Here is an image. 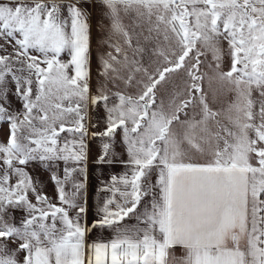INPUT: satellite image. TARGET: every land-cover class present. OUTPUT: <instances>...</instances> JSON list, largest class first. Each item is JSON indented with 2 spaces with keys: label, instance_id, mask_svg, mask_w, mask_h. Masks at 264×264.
<instances>
[{
  "label": "snow or ice",
  "instance_id": "obj_1",
  "mask_svg": "<svg viewBox=\"0 0 264 264\" xmlns=\"http://www.w3.org/2000/svg\"><path fill=\"white\" fill-rule=\"evenodd\" d=\"M4 124L0 264H264V0H0ZM117 134L129 171L90 227L73 174ZM97 226L112 238L89 243Z\"/></svg>",
  "mask_w": 264,
  "mask_h": 264
},
{
  "label": "crops",
  "instance_id": "obj_2",
  "mask_svg": "<svg viewBox=\"0 0 264 264\" xmlns=\"http://www.w3.org/2000/svg\"><path fill=\"white\" fill-rule=\"evenodd\" d=\"M67 58L66 56L64 57ZM87 143V158L79 165V167L84 168V173L81 174L76 172L73 174V180L82 182L84 188L80 191L78 196V203L85 206L87 209V222L91 227L94 219H98L96 216L99 208L104 204V201L111 196V193L107 191V187L111 184L112 175H121L129 171L128 168L122 163V161L127 160V156H119L118 154L110 153L103 162H98L100 157V152H98L97 145H93L92 141L89 139ZM62 167L59 174L62 176ZM153 182L156 179V173L153 172L151 175ZM71 190V184L67 186ZM141 211L143 210V205H141ZM126 226L136 225V220L134 216L125 218L122 222ZM113 230L107 227H94L87 235V240L89 243L96 241H107L113 236ZM179 252V249H177Z\"/></svg>",
  "mask_w": 264,
  "mask_h": 264
},
{
  "label": "rangeland",
  "instance_id": "obj_3",
  "mask_svg": "<svg viewBox=\"0 0 264 264\" xmlns=\"http://www.w3.org/2000/svg\"><path fill=\"white\" fill-rule=\"evenodd\" d=\"M84 7L87 8L89 13L91 14V69H92V86L93 91H95L96 87L98 86V83L100 82L97 77V69H98V58L99 56L104 53L107 49L105 47L100 46L98 43L101 33L98 31V22L100 21V9L93 7L91 2H86L84 4ZM127 19L125 20V23H127ZM104 24L107 25V21H104ZM145 62L147 63V57L145 58ZM108 87H111L109 84ZM9 99L12 101V104L14 107L19 108L20 104L13 98L9 97ZM211 99V98H210ZM214 107L216 105H213ZM89 116H90V122H89V128L91 131H102L104 128V112L103 108H97L95 110L89 109ZM91 125H97L95 129L91 128ZM7 135V125H0V139L6 138ZM93 143V145H97L98 152L102 154L101 151V139H90ZM112 143V149L110 150V153L118 154L119 156L126 155L124 152L122 143H121V136L117 134L115 139L111 141ZM30 171H33L34 176H37L39 180L42 183V187L44 192L49 196L55 198L56 190L55 185L50 181L49 175L50 173L47 171H44L42 168H40L37 165H33L32 168L29 169ZM19 216V213H17Z\"/></svg>",
  "mask_w": 264,
  "mask_h": 264
}]
</instances>
